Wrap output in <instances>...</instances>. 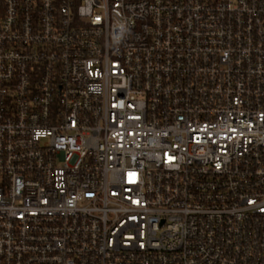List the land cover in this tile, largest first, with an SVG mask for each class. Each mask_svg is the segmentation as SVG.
<instances>
[{
  "label": "built area",
  "instance_id": "2783aa9c",
  "mask_svg": "<svg viewBox=\"0 0 264 264\" xmlns=\"http://www.w3.org/2000/svg\"><path fill=\"white\" fill-rule=\"evenodd\" d=\"M0 264H264V0H0Z\"/></svg>",
  "mask_w": 264,
  "mask_h": 264
}]
</instances>
